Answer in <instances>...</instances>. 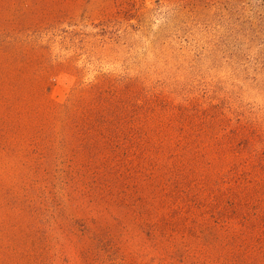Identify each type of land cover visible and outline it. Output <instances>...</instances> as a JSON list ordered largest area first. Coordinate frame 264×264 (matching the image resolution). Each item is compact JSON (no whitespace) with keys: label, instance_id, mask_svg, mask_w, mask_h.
Returning <instances> with one entry per match:
<instances>
[{"label":"rangeland","instance_id":"374dc122","mask_svg":"<svg viewBox=\"0 0 264 264\" xmlns=\"http://www.w3.org/2000/svg\"><path fill=\"white\" fill-rule=\"evenodd\" d=\"M105 76L264 140V0H0V264H264V232L239 217L158 205L164 183L188 190L221 167L264 187V164L237 159L213 116L171 180H150L162 169L152 161L138 166L144 182L111 179L54 107Z\"/></svg>","mask_w":264,"mask_h":264},{"label":"trees","instance_id":"16d2710c","mask_svg":"<svg viewBox=\"0 0 264 264\" xmlns=\"http://www.w3.org/2000/svg\"><path fill=\"white\" fill-rule=\"evenodd\" d=\"M148 87L135 80L105 76L83 88L85 96H81L78 105L74 101L54 105L68 118L66 129L76 132L79 138H90V142L86 143L88 149L83 146L93 157H102L111 179L125 186L141 180L144 182L138 166H147L152 161L162 163V169L158 170L159 174L148 178L155 183L171 180L172 176L168 175L174 172V167H170L174 160L177 157L189 160L194 156L191 151L205 142L203 132L197 130V124H207L213 116L216 127L218 124L220 129H225L229 141L239 146L237 159L243 163V155L248 153L252 160L256 156L258 163L264 164V140L258 133L254 134L241 125L238 129L231 123L224 125L227 121L224 114L192 108L190 104H176L162 93L148 92ZM230 129L233 130L230 132ZM129 162L130 165H127ZM238 166V170L242 171L245 165ZM236 167L218 168L216 174L203 179L202 183L188 184V190L192 192L178 188L168 190L164 183L165 192L156 193L160 197L159 208L167 212H185L184 209L197 201L201 202L199 209L203 207V212H220L227 225L239 217L245 227L264 232L263 184L249 181L237 184ZM89 169H86L85 178H94L99 174L95 169ZM180 177L184 178L182 175ZM101 180L104 181L103 176ZM143 191L152 192L148 187ZM167 191L174 197L167 199ZM204 196L208 200L203 204Z\"/></svg>","mask_w":264,"mask_h":264}]
</instances>
